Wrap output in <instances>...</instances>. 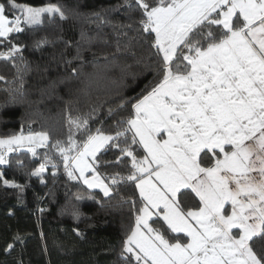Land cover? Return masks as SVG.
<instances>
[{"label":"snow or ice","instance_id":"6c2138e0","mask_svg":"<svg viewBox=\"0 0 264 264\" xmlns=\"http://www.w3.org/2000/svg\"><path fill=\"white\" fill-rule=\"evenodd\" d=\"M135 3L158 57L154 81L120 105L131 103V113L118 119L113 131L93 132L87 120L69 118L67 143L56 140L51 147L69 179L100 189L105 197L122 182L138 190L134 223L120 253L124 264H264V250H255L254 240L264 241V0ZM57 15L66 19L56 4L3 0L0 38L8 41L25 26ZM19 51L12 44L0 58L12 59ZM73 128L86 139L78 141ZM49 140L47 132L31 129L0 138V165L20 149L36 156ZM109 147L120 153L116 163L129 158V167L106 183L97 158ZM50 162L45 154L32 175L42 176ZM182 190L194 193L198 204L186 206L178 198ZM182 195L187 198V191ZM154 216L170 233L183 236L166 238L150 223Z\"/></svg>","mask_w":264,"mask_h":264},{"label":"trees","instance_id":"16d2710c","mask_svg":"<svg viewBox=\"0 0 264 264\" xmlns=\"http://www.w3.org/2000/svg\"><path fill=\"white\" fill-rule=\"evenodd\" d=\"M18 2L56 4L66 19L45 17L40 25L12 33L8 41L0 39V52L12 44L20 47L12 59L0 58V138L29 129L50 137L49 146L38 147L36 156L18 150L0 165V264H124L120 253L134 223L132 201L139 205L138 190L122 182L105 197L69 179L51 144L67 143L69 118L87 120L93 132L113 131L115 122L131 113V103L120 105L154 81L158 57L141 29V10L135 0H128L132 7L125 0ZM38 41L43 43L37 46ZM73 131L78 141L86 139L82 130ZM45 154L51 162L42 176L32 175ZM118 156L111 147L98 155L97 170L106 183L117 172L127 174L129 158L116 163ZM5 179L22 190L6 186ZM178 198L186 206L198 204L190 190ZM150 223L166 238L183 236L170 233L162 218ZM254 240L255 250H264V241Z\"/></svg>","mask_w":264,"mask_h":264},{"label":"rangeland","instance_id":"374dc122","mask_svg":"<svg viewBox=\"0 0 264 264\" xmlns=\"http://www.w3.org/2000/svg\"><path fill=\"white\" fill-rule=\"evenodd\" d=\"M0 39H1V38H0ZM20 150H25V149H20ZM10 154H11V153H9V154L7 155V157H6L7 159H8V157H9ZM87 175H91V173H88ZM86 186H87V185H86ZM97 190H100V189H97ZM100 191H101V190H100ZM178 194H179V193H178ZM155 217H156V216H154L153 219H154ZM150 222H151V221H150ZM181 234H182V233H181Z\"/></svg>","mask_w":264,"mask_h":264}]
</instances>
